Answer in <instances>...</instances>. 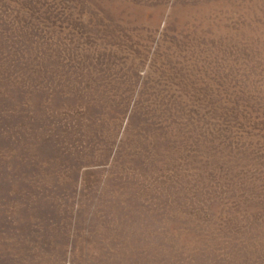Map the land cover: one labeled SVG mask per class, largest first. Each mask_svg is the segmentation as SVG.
<instances>
[{
	"label": "rangeland",
	"instance_id": "1",
	"mask_svg": "<svg viewBox=\"0 0 264 264\" xmlns=\"http://www.w3.org/2000/svg\"><path fill=\"white\" fill-rule=\"evenodd\" d=\"M0 264H264V0H0Z\"/></svg>",
	"mask_w": 264,
	"mask_h": 264
}]
</instances>
